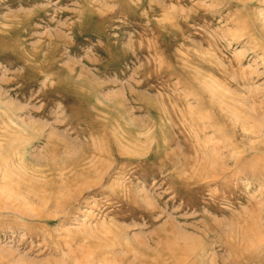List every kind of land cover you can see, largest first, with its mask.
<instances>
[{
    "label": "rangeland",
    "instance_id": "obj_1",
    "mask_svg": "<svg viewBox=\"0 0 264 264\" xmlns=\"http://www.w3.org/2000/svg\"><path fill=\"white\" fill-rule=\"evenodd\" d=\"M0 264H264V0H0Z\"/></svg>",
    "mask_w": 264,
    "mask_h": 264
}]
</instances>
